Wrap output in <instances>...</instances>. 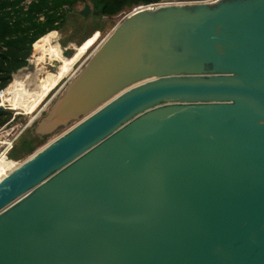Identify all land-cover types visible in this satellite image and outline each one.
I'll return each mask as SVG.
<instances>
[{"label": "water", "instance_id": "1", "mask_svg": "<svg viewBox=\"0 0 264 264\" xmlns=\"http://www.w3.org/2000/svg\"><path fill=\"white\" fill-rule=\"evenodd\" d=\"M70 123L0 177V264H264V0L134 7L33 133Z\"/></svg>", "mask_w": 264, "mask_h": 264}, {"label": "trees", "instance_id": "2", "mask_svg": "<svg viewBox=\"0 0 264 264\" xmlns=\"http://www.w3.org/2000/svg\"><path fill=\"white\" fill-rule=\"evenodd\" d=\"M161 0H0V90L11 84L14 73L19 72L30 61L33 44L50 32L65 26L70 13L68 8H81L87 3L96 14L90 12V21H83L81 33L83 40L92 31H101L106 24H115L123 15L139 5L157 3ZM163 1V0H162ZM77 16L78 13L74 12ZM112 25V26H113ZM41 37V38H40ZM80 44V45H81ZM79 45V46H80ZM79 46L75 47L76 50ZM61 51V50H60ZM74 53V52H73ZM72 53V55H73ZM38 55L36 53L33 57ZM72 55L64 58L67 67L58 69L55 83L37 101L40 104L50 90L65 77L74 62ZM14 80V77H13ZM12 80V81H13ZM10 83V84H9ZM43 114V113H42ZM16 115L14 119H16ZM11 118V111L0 108V125ZM34 123L32 124L33 127ZM26 129V128H25ZM49 136H39L26 129L14 142L5 160L17 161L42 145Z\"/></svg>", "mask_w": 264, "mask_h": 264}, {"label": "rangeland", "instance_id": "3", "mask_svg": "<svg viewBox=\"0 0 264 264\" xmlns=\"http://www.w3.org/2000/svg\"><path fill=\"white\" fill-rule=\"evenodd\" d=\"M76 8L81 9L82 7ZM84 20H91L90 12L85 16H81L79 14L77 16L74 12H71L65 22V26L62 29L55 32H50L42 38L40 37L41 39L33 44V49L38 52V55L33 57L34 52L32 50V54L30 56L31 61H29L28 63H32L34 68H30L27 71L20 70L19 72L14 73V76H12V79L10 81L11 84L9 83L10 85H7L11 86L13 84L14 92L16 93L15 95H13L11 102L21 100L23 101L21 103V106L27 107V105H29L28 100L31 99L32 101H35V99L39 97L42 92H47L51 88L50 86H52L56 81L58 69H61L62 72L63 69L67 67L66 62L61 54L59 44L63 42L65 46H68L69 51L76 49L73 48V46L76 45V42L79 43L83 40L80 30L82 28L81 25H83ZM112 25L113 24H106L103 30L90 32V36L79 46L77 50L74 51L73 55L71 54L72 60H77L74 62L75 64L72 66L69 73L60 80L56 87L48 92L45 99L40 104L35 102L33 106L25 112L24 110L20 109H12L11 104H9L8 100L7 102H4V105L2 104V107L11 111V117L15 115L17 116L16 119L11 122V124L17 126L18 130H22V132H24L26 129L33 130L32 124L42 115V113L48 108L52 100L61 92L65 83L69 80L72 74H74L86 62L92 51L101 43L103 38L107 34H109L111 28L115 24L113 26ZM84 47L86 48L84 51H82ZM54 60H57L59 62V66L57 67L55 72L53 71ZM43 67L45 68L44 70ZM27 89L29 90L28 95L25 92V90ZM72 123L61 127L55 130L53 133L49 134V137L46 141L62 133ZM25 126H27L26 129H22ZM25 157L17 161H9L15 164V162H20Z\"/></svg>", "mask_w": 264, "mask_h": 264}, {"label": "bare ground", "instance_id": "4", "mask_svg": "<svg viewBox=\"0 0 264 264\" xmlns=\"http://www.w3.org/2000/svg\"><path fill=\"white\" fill-rule=\"evenodd\" d=\"M85 48L86 47H84L82 49V51H84ZM75 50L76 49H74V51ZM25 92H26L27 95L29 94V90L28 89L25 90ZM15 94L16 93L14 92L13 84L11 86H7L6 88H4L3 90L0 91V104L4 105V102H7V100H8L9 104H11V108L12 109H20V110H24L25 112L27 110H29L33 106L34 101H32L31 99L28 100L29 101V105H27V107L21 106V103L23 102L21 100H17L15 102H11V99H12L13 95H15ZM15 165H16V163L14 164V163L10 162L9 160H5L4 158H0V177L2 175L6 174Z\"/></svg>", "mask_w": 264, "mask_h": 264}, {"label": "built area", "instance_id": "5", "mask_svg": "<svg viewBox=\"0 0 264 264\" xmlns=\"http://www.w3.org/2000/svg\"><path fill=\"white\" fill-rule=\"evenodd\" d=\"M0 106L2 107V104H0ZM13 120L14 116L4 124L0 125V158H6L8 151L12 148L14 142L22 132V130H18L17 126L11 124ZM26 127L27 126L22 129H25Z\"/></svg>", "mask_w": 264, "mask_h": 264}, {"label": "crops", "instance_id": "6", "mask_svg": "<svg viewBox=\"0 0 264 264\" xmlns=\"http://www.w3.org/2000/svg\"><path fill=\"white\" fill-rule=\"evenodd\" d=\"M44 93H45V92H42V93L40 94V96L37 97V98L35 99L34 103L37 102V101L42 97V94H44ZM34 103H33V104H34Z\"/></svg>", "mask_w": 264, "mask_h": 264}, {"label": "flooded vegetation", "instance_id": "7", "mask_svg": "<svg viewBox=\"0 0 264 264\" xmlns=\"http://www.w3.org/2000/svg\"><path fill=\"white\" fill-rule=\"evenodd\" d=\"M73 49V48H72ZM74 52V49L72 51H69V55H71ZM31 61V60H30Z\"/></svg>", "mask_w": 264, "mask_h": 264}]
</instances>
